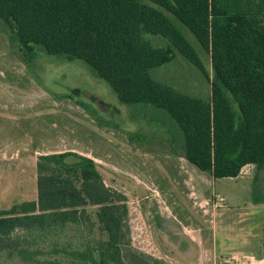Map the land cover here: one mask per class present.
<instances>
[{"label": "trees", "instance_id": "16d2710c", "mask_svg": "<svg viewBox=\"0 0 264 264\" xmlns=\"http://www.w3.org/2000/svg\"><path fill=\"white\" fill-rule=\"evenodd\" d=\"M263 18L264 0H0L1 30L25 63L39 52L84 62L121 104L164 112L186 161L214 180L235 179L248 165L264 173ZM176 54L209 81V98L154 78ZM36 193L0 212V260L128 264V200L92 159L39 156Z\"/></svg>", "mask_w": 264, "mask_h": 264}, {"label": "rangeland", "instance_id": "374dc122", "mask_svg": "<svg viewBox=\"0 0 264 264\" xmlns=\"http://www.w3.org/2000/svg\"><path fill=\"white\" fill-rule=\"evenodd\" d=\"M1 29L0 37L8 42V47L0 44V81L7 91L1 118L9 131L8 145H23V156L0 161V212L36 199L35 152L73 151L99 160L105 184L128 200L131 245L123 251L128 264H226V255L234 253L264 261V250L258 254V248L247 252L239 247L244 240H264V198L253 174L243 171L234 180H202L198 185L194 179L200 172L184 158L181 134L164 112L121 104L82 61L39 52L33 62L25 63ZM183 31L210 75L199 44ZM152 75L180 92L210 96L209 81L179 54ZM203 196L213 201L211 206H200ZM191 217L198 219L199 231L184 229L193 225ZM162 218L179 235L161 236L156 223H164ZM192 236L195 243L189 240ZM0 264L14 263L5 257Z\"/></svg>", "mask_w": 264, "mask_h": 264}, {"label": "crops", "instance_id": "0c3cea01", "mask_svg": "<svg viewBox=\"0 0 264 264\" xmlns=\"http://www.w3.org/2000/svg\"><path fill=\"white\" fill-rule=\"evenodd\" d=\"M1 42H4L5 47H8V46H6L7 43H8L7 40H5L4 38H1L0 37V44H1ZM6 92L7 91H6L5 86H3L2 85V82L0 81V135H3V138L0 137V161H7L8 159L13 160V159H15V157H18L23 152V145H21L19 147H18V144H16L15 147L13 145L12 146L11 145L9 146L8 145V142L6 140L9 131L5 127V125H6V122L5 121L6 120L1 118L2 115H4L2 112H6V110H7ZM124 141H125V139H124ZM64 152H73V151H57V150H53V149H48V150H42L41 152H35L34 153L35 154L34 156L36 157V160H35V157L33 158L34 159L33 161H35V170H36V161H37V158L39 156H41V155H49V154H57V153H64ZM73 153H76V152H73ZM76 154H78V153H76ZM79 155H81V154H79ZM21 156H23V154ZM81 156H85L87 158L92 159L96 164H98L100 162L99 160L93 159L92 157H90L88 155H84L83 154ZM251 167H252V165H248V166L244 167L241 170V173L243 171H249V174H251V175L253 174V179L252 180L254 182H256V181H259L260 182V193H261L260 197L264 198V173L258 171L256 168H251ZM241 173L239 174V176L241 175ZM195 175L196 176H195V179L194 180L195 181L197 180L196 182H197L198 185L200 184V182L202 180H204V182H207V181L209 182V180L210 181H219V180H214L207 173L200 172V174L199 173L198 174L196 173ZM237 178H235V179H237ZM223 180H228V179H223ZM229 180H234V179H229ZM35 181H36V175H35ZM36 198H37V193H36ZM212 202L213 201H211L209 199V197L203 196V198L201 197V201L199 203H200V206L201 207H203L202 204L205 207H207V206H211L210 204ZM160 206L162 207V204H160ZM152 209H153V206L152 207L150 206V210H152ZM162 209L165 210V208H163V207H162ZM214 209H215L214 206L211 207V211L213 213V219H212V224H211L212 225V231H214V220H215V216H216V214L214 212ZM152 215H153V213H151V219H150L151 221H152V219H154L152 217ZM167 219H168V216H167ZM161 220H164V223H162V221H161V225H158L156 223V227L159 229V232H160L161 236L163 235V236H166L167 237L166 234H170V233L173 234V235H175V236L176 235H179L178 234V230H176L175 227L171 226L170 228H168L166 226L168 224L167 221H166V219H163L162 218ZM188 220L192 221L193 225L190 228L184 227V229H188L187 231H196V230L199 231L200 230V225L198 223V219L193 221V219L191 217V219L189 218ZM189 240H190V242L195 243V239H194L193 236ZM239 247H241L242 249L247 250V252H249L252 247H254V249H257L258 248V254H261L263 252V250H264V240L261 239L258 242L257 241L250 242V241H245L244 240V242L242 244H240ZM231 250H234V249H231ZM213 251H214L213 258L216 260L217 259V254L215 252V249H213ZM235 251H239V250L238 249H235ZM228 256L229 255H226V257H225L226 259H224V262L226 264H264V261L262 259H254L253 256H249V255L242 254V253H234V254L230 255V257H228Z\"/></svg>", "mask_w": 264, "mask_h": 264}]
</instances>
